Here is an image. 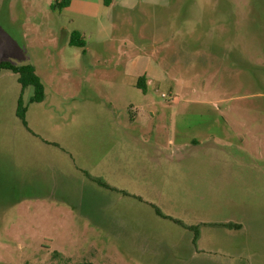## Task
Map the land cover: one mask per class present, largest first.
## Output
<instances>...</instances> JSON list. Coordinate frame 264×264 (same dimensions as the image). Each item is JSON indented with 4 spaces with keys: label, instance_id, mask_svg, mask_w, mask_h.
<instances>
[{
    "label": "rangeland",
    "instance_id": "374dc122",
    "mask_svg": "<svg viewBox=\"0 0 264 264\" xmlns=\"http://www.w3.org/2000/svg\"><path fill=\"white\" fill-rule=\"evenodd\" d=\"M60 1L0 0V264H264V0Z\"/></svg>",
    "mask_w": 264,
    "mask_h": 264
},
{
    "label": "trees",
    "instance_id": "16d2710c",
    "mask_svg": "<svg viewBox=\"0 0 264 264\" xmlns=\"http://www.w3.org/2000/svg\"><path fill=\"white\" fill-rule=\"evenodd\" d=\"M109 0H104V4L108 5ZM70 4V0H61L58 2L60 8H64ZM69 44L72 46L78 47H85L86 43L85 40L82 38L81 34L77 30H73L70 34ZM7 69L14 73L18 74V81L21 84L22 90L26 87L31 86L33 88V95L30 98V102H40L44 99V86L41 82L40 77L35 71V68L31 64H24V65H13L8 61L0 62V70ZM26 106L23 104L22 96L18 99L17 104V115L22 119L24 125L26 124L25 120V112ZM226 226H230V223L224 224ZM197 238V233L194 236V239ZM80 264H94L90 261H83Z\"/></svg>",
    "mask_w": 264,
    "mask_h": 264
}]
</instances>
